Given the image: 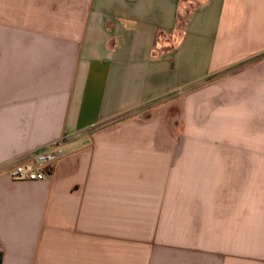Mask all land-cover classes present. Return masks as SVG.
<instances>
[{
    "label": "crops",
    "instance_id": "crops-1",
    "mask_svg": "<svg viewBox=\"0 0 264 264\" xmlns=\"http://www.w3.org/2000/svg\"><path fill=\"white\" fill-rule=\"evenodd\" d=\"M217 87L218 144L176 145ZM0 253L264 264V0H0Z\"/></svg>",
    "mask_w": 264,
    "mask_h": 264
},
{
    "label": "rangeland",
    "instance_id": "rangeland-1",
    "mask_svg": "<svg viewBox=\"0 0 264 264\" xmlns=\"http://www.w3.org/2000/svg\"><path fill=\"white\" fill-rule=\"evenodd\" d=\"M216 77L218 79V76ZM196 87L200 88L199 86ZM214 92L212 94L206 93L195 99L194 111L191 113L192 121L181 123L182 131L175 142L176 145H193L202 148L207 144V140L209 141L210 133L212 144H218V138L217 141L214 138L218 136L219 130L218 87Z\"/></svg>",
    "mask_w": 264,
    "mask_h": 264
},
{
    "label": "built area",
    "instance_id": "built-area-1",
    "mask_svg": "<svg viewBox=\"0 0 264 264\" xmlns=\"http://www.w3.org/2000/svg\"><path fill=\"white\" fill-rule=\"evenodd\" d=\"M66 137L52 145L29 151L23 160L8 170L13 181L41 182L51 178L58 163L65 157L63 146Z\"/></svg>",
    "mask_w": 264,
    "mask_h": 264
},
{
    "label": "trees",
    "instance_id": "trees-1",
    "mask_svg": "<svg viewBox=\"0 0 264 264\" xmlns=\"http://www.w3.org/2000/svg\"><path fill=\"white\" fill-rule=\"evenodd\" d=\"M1 261H2V254L0 253V264H1Z\"/></svg>",
    "mask_w": 264,
    "mask_h": 264
}]
</instances>
